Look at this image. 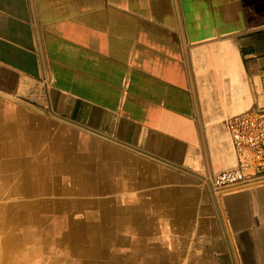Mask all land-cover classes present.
I'll return each instance as SVG.
<instances>
[{
    "label": "crops",
    "instance_id": "1",
    "mask_svg": "<svg viewBox=\"0 0 264 264\" xmlns=\"http://www.w3.org/2000/svg\"><path fill=\"white\" fill-rule=\"evenodd\" d=\"M253 108L264 0H0V264H264Z\"/></svg>",
    "mask_w": 264,
    "mask_h": 264
},
{
    "label": "built area",
    "instance_id": "2",
    "mask_svg": "<svg viewBox=\"0 0 264 264\" xmlns=\"http://www.w3.org/2000/svg\"><path fill=\"white\" fill-rule=\"evenodd\" d=\"M237 164L209 179L216 191L264 181V109L253 108L227 120Z\"/></svg>",
    "mask_w": 264,
    "mask_h": 264
},
{
    "label": "rangeland",
    "instance_id": "3",
    "mask_svg": "<svg viewBox=\"0 0 264 264\" xmlns=\"http://www.w3.org/2000/svg\"><path fill=\"white\" fill-rule=\"evenodd\" d=\"M33 237V236H32ZM34 239L37 238V237H33ZM33 238H30V241H32ZM0 247H1V244H0ZM28 248H33V246H26Z\"/></svg>",
    "mask_w": 264,
    "mask_h": 264
}]
</instances>
